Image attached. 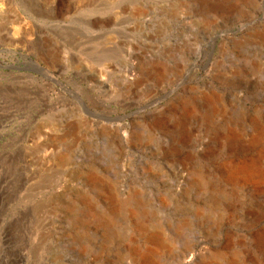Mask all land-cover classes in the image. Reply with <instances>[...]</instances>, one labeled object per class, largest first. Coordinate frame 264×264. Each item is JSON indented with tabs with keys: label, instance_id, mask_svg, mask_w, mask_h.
I'll use <instances>...</instances> for the list:
<instances>
[{
	"label": "rangeland",
	"instance_id": "374dc122",
	"mask_svg": "<svg viewBox=\"0 0 264 264\" xmlns=\"http://www.w3.org/2000/svg\"><path fill=\"white\" fill-rule=\"evenodd\" d=\"M262 2L0 0V264H264Z\"/></svg>",
	"mask_w": 264,
	"mask_h": 264
},
{
	"label": "water",
	"instance_id": "95a60500",
	"mask_svg": "<svg viewBox=\"0 0 264 264\" xmlns=\"http://www.w3.org/2000/svg\"><path fill=\"white\" fill-rule=\"evenodd\" d=\"M263 8H264V3H263ZM261 15H262L261 17L256 16L254 22H256V23H262V17H263L262 12H261ZM229 32H231L232 34H235V33L233 32V30H229ZM218 38H219V35H215V36H214V40H215V41H217ZM37 66H38V65H37ZM38 68H40L41 70H43V68H41L40 66H38ZM0 69L27 70V69H24V68L4 67V66H1V65H0ZM164 95H165V94H164ZM141 112H142V109H137V110H135V111H131L130 113H128V114H126V115H123L122 117H120V119L130 118V117H132V116H134V115H138V114H140ZM194 253H195V255H198L197 252H194ZM187 256H188V254L185 255L183 258L186 259Z\"/></svg>",
	"mask_w": 264,
	"mask_h": 264
},
{
	"label": "bare ground",
	"instance_id": "6f19581e",
	"mask_svg": "<svg viewBox=\"0 0 264 264\" xmlns=\"http://www.w3.org/2000/svg\"><path fill=\"white\" fill-rule=\"evenodd\" d=\"M263 3H264V0H263V2H262V14H263L262 22H264V21H263V19H264V8H263ZM212 43H213V42H212ZM36 66H37V65H36ZM46 72H48V71H46ZM45 76H46V73H45ZM55 83H56V81H55ZM234 174H235V175H236V174L241 175V176H243V177H245V178H247V177L250 176V173H249V171H248L246 168H241V169L235 171ZM139 258L141 259L142 264H156L155 261L152 260V259L150 258V256H149V254H148L147 251H146V252H141L140 255H139ZM143 261H144V263H143ZM139 264H141V263H139Z\"/></svg>",
	"mask_w": 264,
	"mask_h": 264
}]
</instances>
